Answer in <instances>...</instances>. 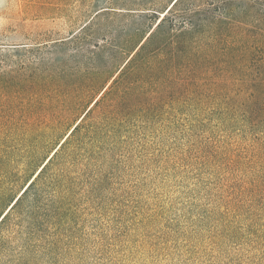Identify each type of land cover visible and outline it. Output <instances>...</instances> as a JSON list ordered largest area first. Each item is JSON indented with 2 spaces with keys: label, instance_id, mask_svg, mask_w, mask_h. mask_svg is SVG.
Returning a JSON list of instances; mask_svg holds the SVG:
<instances>
[{
  "label": "trees",
  "instance_id": "16d2710c",
  "mask_svg": "<svg viewBox=\"0 0 264 264\" xmlns=\"http://www.w3.org/2000/svg\"><path fill=\"white\" fill-rule=\"evenodd\" d=\"M76 23L30 48L0 43V69L11 50L37 59L30 87L0 111L1 153L20 135L33 136L36 153L76 117L0 215V264H42L87 237L89 218L116 196L136 156L151 159L142 151L149 134L188 139L168 159L229 169L241 154L210 133L264 137V0L107 2L79 10ZM248 160L254 168L264 155ZM247 192L264 195V173L227 195Z\"/></svg>",
  "mask_w": 264,
  "mask_h": 264
},
{
  "label": "rangeland",
  "instance_id": "374dc122",
  "mask_svg": "<svg viewBox=\"0 0 264 264\" xmlns=\"http://www.w3.org/2000/svg\"><path fill=\"white\" fill-rule=\"evenodd\" d=\"M138 1L0 0V43L8 47L24 43L30 48L31 42L68 35L78 25L83 8L107 2L136 7ZM10 52L3 54L5 64L0 69L4 80L0 111L8 110L18 93L30 87L28 76L37 61L30 52ZM75 118L39 144L36 153L32 135L26 140L20 135L9 152H0V215L68 133ZM210 135L213 140L223 139L230 154H241L235 155L236 163L230 169L219 161L200 165L168 159L188 139L174 131L149 134L148 147L142 151L151 159L143 162L136 156L116 196L101 214L89 218L87 237L42 264H264V195L247 192L239 200L227 195L234 185L262 179L264 161L254 168L242 163L256 154L264 155V137L237 127L216 129Z\"/></svg>",
  "mask_w": 264,
  "mask_h": 264
},
{
  "label": "bare ground",
  "instance_id": "6f19581e",
  "mask_svg": "<svg viewBox=\"0 0 264 264\" xmlns=\"http://www.w3.org/2000/svg\"><path fill=\"white\" fill-rule=\"evenodd\" d=\"M26 188V187H25Z\"/></svg>",
  "mask_w": 264,
  "mask_h": 264
}]
</instances>
